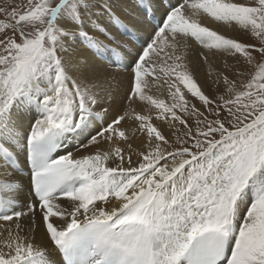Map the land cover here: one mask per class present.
Segmentation results:
<instances>
[{
    "label": "snow or ice",
    "instance_id": "6c2138e0",
    "mask_svg": "<svg viewBox=\"0 0 264 264\" xmlns=\"http://www.w3.org/2000/svg\"><path fill=\"white\" fill-rule=\"evenodd\" d=\"M0 264H264V0L0 6Z\"/></svg>",
    "mask_w": 264,
    "mask_h": 264
},
{
    "label": "bare ground",
    "instance_id": "6f19581e",
    "mask_svg": "<svg viewBox=\"0 0 264 264\" xmlns=\"http://www.w3.org/2000/svg\"><path fill=\"white\" fill-rule=\"evenodd\" d=\"M200 20H201V23H203L205 26L211 27L214 30L220 31V32H222L224 34H227V35H230V36H232V34H233V32L235 30H237L236 26H234V25L231 28H224L225 26L214 22L210 17H207V16H201ZM189 43H190L189 59L192 62L193 68L195 69V77L198 78L199 74L202 75L200 73L201 71H199V68H200V70H204V71L207 72V70H205L206 66H204L203 63H202V65H199L200 59L197 56V51H200V46L198 47V43L195 42L194 40L190 41ZM196 48H197V50H196ZM219 59H221V58H219V57L215 58L216 62L214 61V64H219V62H218ZM109 71H112V69H109ZM113 75H116L118 82H121V81L123 82L121 84L120 91L117 94L118 97L122 96L124 88L127 87V74L126 73L113 72ZM152 94L153 95H159V96H161V98H164V99L167 100V98H166V89H155L154 88L153 91H152ZM118 102H122V101L118 100ZM136 107H137V110H141V108L143 106L140 105V104H137ZM161 127L164 130L165 134L167 135L168 132H169V129L167 128V126L166 125H161ZM73 142H77V141H73ZM140 143H141V141L139 139L135 140L134 141V146H137ZM68 150H72V148L69 147ZM25 184H27V178H25ZM35 236H36V239H37L38 242L47 243L46 238H45L44 233H43L42 230H37L36 233H35Z\"/></svg>",
    "mask_w": 264,
    "mask_h": 264
},
{
    "label": "rangeland",
    "instance_id": "374dc122",
    "mask_svg": "<svg viewBox=\"0 0 264 264\" xmlns=\"http://www.w3.org/2000/svg\"><path fill=\"white\" fill-rule=\"evenodd\" d=\"M20 2H21V0H0V6H5L6 7V6L10 5V4H18ZM224 28H226V27H224ZM232 37L237 38V39L241 40L242 42H250L249 35L244 33L243 31L238 30V29L233 32ZM199 46L200 45L198 44V47ZM196 50H197V48H196ZM198 52L199 51H197V53ZM221 60H222V58L219 59L218 62L221 63ZM214 61H215V59H214ZM199 62H200L199 65H202V61H199ZM230 63H231V61H230ZM205 70H207V68H205ZM199 71H201L200 73L202 75L199 74V77L196 78L198 83L201 85L202 89L206 92V94L214 95V90H213V88L211 86V83H210V80L208 78L207 72L204 71V70H200V68H199ZM166 98H167V91H166ZM193 102L199 104L198 101L193 100ZM73 143L75 144L77 142H73Z\"/></svg>",
    "mask_w": 264,
    "mask_h": 264
}]
</instances>
